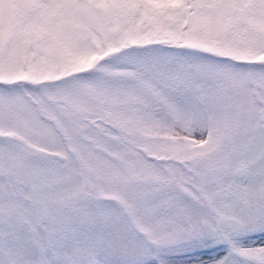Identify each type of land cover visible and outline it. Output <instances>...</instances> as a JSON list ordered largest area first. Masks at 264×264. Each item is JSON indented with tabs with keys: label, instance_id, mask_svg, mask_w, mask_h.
<instances>
[{
	"label": "snow or ice",
	"instance_id": "snow-or-ice-1",
	"mask_svg": "<svg viewBox=\"0 0 264 264\" xmlns=\"http://www.w3.org/2000/svg\"><path fill=\"white\" fill-rule=\"evenodd\" d=\"M0 264H264V0H0Z\"/></svg>",
	"mask_w": 264,
	"mask_h": 264
}]
</instances>
